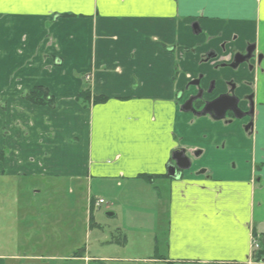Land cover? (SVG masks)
I'll return each mask as SVG.
<instances>
[{"label": "crops", "instance_id": "obj_1", "mask_svg": "<svg viewBox=\"0 0 264 264\" xmlns=\"http://www.w3.org/2000/svg\"><path fill=\"white\" fill-rule=\"evenodd\" d=\"M193 23L198 39L247 36L264 50V0H0L2 230L6 220L9 228L21 221L22 185L65 188L91 198L84 214L95 241V201L107 198L104 216L115 224L105 244L157 252L118 263L264 264V125L248 138L206 120L180 121L176 111V49L197 40ZM38 87L52 105L25 98ZM84 90L106 100L84 103ZM179 143L203 154L177 179L163 177ZM80 251L72 261L116 260ZM54 259L9 254L0 244V264Z\"/></svg>", "mask_w": 264, "mask_h": 264}, {"label": "flooded vegetation", "instance_id": "obj_2", "mask_svg": "<svg viewBox=\"0 0 264 264\" xmlns=\"http://www.w3.org/2000/svg\"><path fill=\"white\" fill-rule=\"evenodd\" d=\"M191 29L197 39L195 43L181 51L176 49V111L180 121L186 118L187 123L194 125L206 120L223 129H238L253 138L258 123L264 125V100H258L259 95L264 94V50L247 36L232 35L227 40L212 36L198 39L202 34L199 25L193 23ZM181 63L185 64V69ZM254 75H259L261 81H255ZM211 146L217 145L211 143ZM224 146L222 142L217 147L223 149ZM178 149L184 151L189 164L186 170H177L180 175L193 167L203 149L180 143L175 150ZM169 164L174 162L170 160Z\"/></svg>", "mask_w": 264, "mask_h": 264}, {"label": "rangeland", "instance_id": "obj_3", "mask_svg": "<svg viewBox=\"0 0 264 264\" xmlns=\"http://www.w3.org/2000/svg\"><path fill=\"white\" fill-rule=\"evenodd\" d=\"M86 75L83 77L84 82H90L91 76L89 75L86 79ZM158 189L161 193L165 192L161 186ZM33 190L38 193L33 194ZM33 190L30 186L22 185L21 221H18L14 228H9L11 220H6L4 231L0 227V244L4 245L6 253L18 256L26 254L44 257L54 256L55 259L49 264H84L80 261H72V256L83 248H87L88 254L92 257L97 258L101 255L116 259L112 261V264H125L118 263L122 260L118 258L142 257L148 259L157 256V252H130L127 249L122 251L118 245L114 246L111 243L113 246L111 248V245L105 244L106 241L111 240L109 232L115 224L114 221L104 216V212H106L104 208L110 203L105 194H101L106 198L105 204L94 212L96 227L100 226L102 229L101 234L98 235L99 242H97L95 236H97L98 230L95 229L89 233L84 214V207L88 211L90 209L91 198L82 200L84 194L76 191L71 192V189L67 193L65 188L36 187ZM2 217L5 216L2 215ZM88 217L90 216L88 215ZM10 230H13V233ZM118 238H120L118 234H113L112 240L117 244L120 242ZM131 242L133 247L135 243L138 246L140 238L131 240L130 244ZM136 249L134 248V250ZM158 255H161V251ZM98 262V260H94L90 264H99ZM128 264L143 263L132 262Z\"/></svg>", "mask_w": 264, "mask_h": 264}, {"label": "trees", "instance_id": "obj_4", "mask_svg": "<svg viewBox=\"0 0 264 264\" xmlns=\"http://www.w3.org/2000/svg\"><path fill=\"white\" fill-rule=\"evenodd\" d=\"M25 98L29 100L30 102H33L34 104L39 105V106L53 104V99L49 95L48 91L41 87H38L34 89V91H32L31 93H28L27 95H25ZM78 99L87 104L102 103L106 100L104 97H92L88 90L81 91L78 94ZM163 177H166V176L164 175ZM147 178L150 179V177H147ZM80 253L81 251H77L75 253V256L79 255ZM261 253L262 255H264V251H262Z\"/></svg>", "mask_w": 264, "mask_h": 264}, {"label": "water", "instance_id": "obj_5", "mask_svg": "<svg viewBox=\"0 0 264 264\" xmlns=\"http://www.w3.org/2000/svg\"><path fill=\"white\" fill-rule=\"evenodd\" d=\"M202 113H205L203 111ZM184 151L181 149L174 150L172 152L171 160L174 164H168L166 167V176L170 179H177L179 175L176 173L177 170H186L189 168L188 158L183 154Z\"/></svg>", "mask_w": 264, "mask_h": 264}, {"label": "built area", "instance_id": "obj_6", "mask_svg": "<svg viewBox=\"0 0 264 264\" xmlns=\"http://www.w3.org/2000/svg\"><path fill=\"white\" fill-rule=\"evenodd\" d=\"M88 76H89V75H86V76H85L86 79L88 78ZM103 204H104V200H102V199H98V200L95 202V207H99V206H101V205H103ZM251 249H252L253 251H258V250L260 249V243H259L258 240H256V239L252 240V242H251Z\"/></svg>", "mask_w": 264, "mask_h": 264}]
</instances>
